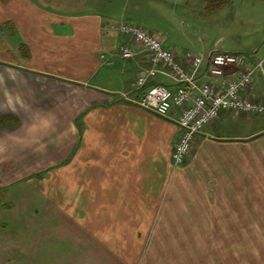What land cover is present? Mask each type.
<instances>
[{"label":"crops","instance_id":"1","mask_svg":"<svg viewBox=\"0 0 264 264\" xmlns=\"http://www.w3.org/2000/svg\"><path fill=\"white\" fill-rule=\"evenodd\" d=\"M160 1L146 12L145 2L130 0H0V190L9 194L6 181L19 180V166L24 173L38 163L47 166L24 180H50L62 195L91 198L92 204L69 206L83 215L84 260L124 259L106 246L121 244L128 228L264 229V116L222 112L175 166L178 115L158 118L137 102L132 84L150 67L148 58L110 25L125 22L161 37L189 69L183 35L161 34L144 19L171 12L163 9L171 0ZM124 45L132 59L120 58ZM262 47L247 56L262 70L242 97L264 104ZM213 51L237 53L210 49L195 56ZM211 81L202 67L198 84ZM154 84L178 86L162 74L146 87ZM2 202L0 264H59L53 247L59 241L4 235L31 224L5 222ZM67 245L73 255V241Z\"/></svg>","mask_w":264,"mask_h":264},{"label":"rangeland","instance_id":"2","mask_svg":"<svg viewBox=\"0 0 264 264\" xmlns=\"http://www.w3.org/2000/svg\"><path fill=\"white\" fill-rule=\"evenodd\" d=\"M130 1L145 2L140 6L146 12H149L146 9H155L153 3L162 5L160 0ZM207 2L210 3L205 0L203 6L202 0H171V3L163 6L166 11L172 7L171 12L156 16H164L167 21L158 20L154 14L144 19L148 20L147 24L152 30L161 34H172L174 39L175 36L183 35V44L192 55L210 49H223L249 56L250 52L264 44V0H229L218 12L204 8ZM133 6L130 4L127 14L132 12ZM39 165H29L24 173L21 171L23 166H19L15 173L19 180L6 181L9 194L0 190V201L6 199V202L1 203L6 211L4 221L12 223L25 220L31 224L28 225L31 230L27 227L11 228L5 230L4 235L11 238L25 237L26 240L41 238L59 241V245L53 246L59 264H264L263 228H128L122 230L121 244L106 246L108 252H119L124 259L84 260L82 257L86 249L81 244L83 215L72 212L69 206L92 204V199L62 195L66 191H55L50 180H24L26 175L31 176L36 170L47 166ZM3 212L0 208V221ZM75 222L80 224L75 225ZM72 241L73 255L69 252L71 246L67 245ZM91 252L103 250L92 246Z\"/></svg>","mask_w":264,"mask_h":264},{"label":"built area","instance_id":"3","mask_svg":"<svg viewBox=\"0 0 264 264\" xmlns=\"http://www.w3.org/2000/svg\"><path fill=\"white\" fill-rule=\"evenodd\" d=\"M110 30L129 38L148 58L150 67L144 74L137 75L132 84V89L140 92L138 104L158 118L171 119L173 114L178 115L176 122L180 133L171 154L175 166L183 163L192 150L195 137L222 112L264 116L263 103L242 97L251 89L256 70H262L261 63L253 67L241 53L213 51L206 57L187 54L188 69L177 62L161 37L124 22L111 24ZM134 55L128 45L119 49L123 60L132 59ZM204 66L212 81L200 85L198 77ZM229 72H235V78H227ZM158 74L169 77L178 86L174 90L163 84L146 87Z\"/></svg>","mask_w":264,"mask_h":264},{"label":"trees","instance_id":"4","mask_svg":"<svg viewBox=\"0 0 264 264\" xmlns=\"http://www.w3.org/2000/svg\"><path fill=\"white\" fill-rule=\"evenodd\" d=\"M228 1L229 0H209L210 3L207 2L205 8L210 12H218L228 3Z\"/></svg>","mask_w":264,"mask_h":264},{"label":"flooded vegetation","instance_id":"5","mask_svg":"<svg viewBox=\"0 0 264 264\" xmlns=\"http://www.w3.org/2000/svg\"><path fill=\"white\" fill-rule=\"evenodd\" d=\"M191 151H192V150H191ZM189 155H190V154H189ZM189 155H188V156H189ZM188 156H187V157H188Z\"/></svg>","mask_w":264,"mask_h":264}]
</instances>
